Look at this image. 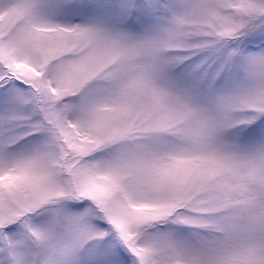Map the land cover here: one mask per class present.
Instances as JSON below:
<instances>
[{
	"label": "snow or ice",
	"instance_id": "snow-or-ice-1",
	"mask_svg": "<svg viewBox=\"0 0 264 264\" xmlns=\"http://www.w3.org/2000/svg\"><path fill=\"white\" fill-rule=\"evenodd\" d=\"M0 264H264V0H0Z\"/></svg>",
	"mask_w": 264,
	"mask_h": 264
}]
</instances>
